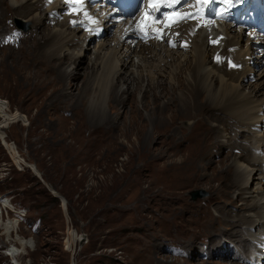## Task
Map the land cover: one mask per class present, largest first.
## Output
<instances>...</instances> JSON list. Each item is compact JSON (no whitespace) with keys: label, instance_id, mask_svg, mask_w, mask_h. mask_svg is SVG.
<instances>
[{"label":"rangeland","instance_id":"rangeland-1","mask_svg":"<svg viewBox=\"0 0 264 264\" xmlns=\"http://www.w3.org/2000/svg\"><path fill=\"white\" fill-rule=\"evenodd\" d=\"M26 20L17 16L5 19L6 30L0 23V264H162L163 259L169 264L217 262L207 252V245L190 246L188 234L172 223L213 207L220 185L213 176L230 164L224 160L227 151L214 156L217 163L201 177L177 167L175 163L185 157L182 152L173 155L170 151L168 157H160L156 144L160 139L144 137L151 130L150 121L136 118L127 103L110 102L104 108L92 101L101 93L92 83L95 72L87 67L94 46L104 37L96 35L88 42L86 56L76 60L82 74L78 85L71 84V88L70 81L61 80V71L73 63L74 55L61 61L62 69L50 63L46 68L42 53L48 47L43 48L42 38L49 31L38 30L41 34L35 41L29 37L33 27ZM49 22L46 29L57 24ZM13 25L23 34L21 46H2ZM209 32L216 36L220 31ZM76 43L70 47L75 48ZM53 63L58 64V58ZM156 101L155 109H150L155 118L157 106L162 104ZM17 112L19 117L11 120ZM169 122L166 126L172 140H179L176 125ZM144 143L153 149H143ZM236 150L232 154L240 155L241 149ZM184 184L182 194L192 211L187 215L178 213L168 200ZM67 188L70 191L66 193ZM198 190L207 195L193 200L191 193ZM45 192L49 197H44ZM2 199L10 201L11 209L26 210V223L18 224L11 211L7 218ZM237 205L227 209L234 214ZM45 214H52V220L40 221L33 232L30 225ZM171 246L179 247L185 255L173 257ZM13 249L15 258L8 255Z\"/></svg>","mask_w":264,"mask_h":264},{"label":"bare ground","instance_id":"bare-ground-1","mask_svg":"<svg viewBox=\"0 0 264 264\" xmlns=\"http://www.w3.org/2000/svg\"><path fill=\"white\" fill-rule=\"evenodd\" d=\"M47 4L48 8L43 10ZM63 10L60 0L51 4L48 0H0V23L6 30L5 19L13 16L28 19L27 23L33 27L29 37L35 41L41 34L38 30L49 31L42 38L43 48L48 47L42 53L47 59L46 68L51 64L62 69L61 61L74 55L73 63L60 70L61 80L70 81L72 88L71 84L78 85L82 74L76 60L86 56L88 42L94 40L96 33L72 27L69 16L59 19L60 22L50 18ZM91 13L98 18L97 22L91 20L93 26L102 27L105 33L104 39L94 46L87 67L95 72L92 83L101 93L96 96L98 102L93 99V103L104 108L110 102L127 103L136 118L152 123L144 137L151 141L160 139L156 143L160 157H168L170 151L173 155L182 152L184 159L175 164L196 177L217 163L214 156L227 151L224 160L230 164L213 176L220 183L213 207L180 223L173 221L172 225L184 229L190 246L207 245V252L217 262L210 260L204 264H250L254 261L251 253L259 249L258 245L262 248L259 253L264 254V38L255 30L247 31L231 24L221 25L222 30L212 36L206 28L196 30L197 23H188L176 30L181 36L178 49L174 50L158 42L137 41L128 22L114 25L111 10L94 8ZM49 21H56V26L46 29ZM22 29L27 30V26ZM10 30L11 34L13 30ZM220 35H223L222 44L211 47L210 41ZM75 43L76 47L71 48ZM215 57L226 58L227 62H216ZM55 58L59 61L56 65ZM229 59L241 65V70L228 67ZM252 76L257 79L255 83L250 82ZM156 100L162 104L157 106L155 118L150 109H155ZM18 117L19 112L14 113L11 120ZM168 121L176 125L179 140H172L171 130L166 126ZM150 147L143 145L146 150ZM233 149H241V154H232ZM186 187L190 188L189 183ZM176 190L180 192L168 199L173 201L174 209L184 215L192 213L182 194L185 184ZM8 201L2 203L3 212L9 208ZM237 202L233 214L227 208ZM11 252L8 255L15 258V249ZM229 259L232 260L224 261ZM162 264L169 263L163 259Z\"/></svg>","mask_w":264,"mask_h":264},{"label":"snow or ice","instance_id":"snow-or-ice-1","mask_svg":"<svg viewBox=\"0 0 264 264\" xmlns=\"http://www.w3.org/2000/svg\"><path fill=\"white\" fill-rule=\"evenodd\" d=\"M48 2L51 3L52 0H48ZM66 2L73 6L74 11H79L80 9L77 8V6L78 5L82 6V4H83V0H66ZM156 2H157V0H154L153 7H155ZM209 2H211V0H201V3L206 4ZM177 3H181V0H171V3L168 6L171 7L173 4H177ZM193 18H194V14H186V15H182L180 17L173 19L172 23L176 24V23H179L180 20H188V19H193ZM168 26H170V25H168ZM214 42H216V41H214ZM232 66L235 67V65H232Z\"/></svg>","mask_w":264,"mask_h":264},{"label":"water","instance_id":"water-1","mask_svg":"<svg viewBox=\"0 0 264 264\" xmlns=\"http://www.w3.org/2000/svg\"><path fill=\"white\" fill-rule=\"evenodd\" d=\"M26 167L30 168L35 173V170L32 168V166H30V164H26ZM40 176H41V174H39L38 177H40ZM53 192H55V191H53ZM206 195H207V193L205 191H203V190L193 191L191 193V196H192L193 200L201 199V198L205 197Z\"/></svg>","mask_w":264,"mask_h":264},{"label":"trees","instance_id":"trees-1","mask_svg":"<svg viewBox=\"0 0 264 264\" xmlns=\"http://www.w3.org/2000/svg\"><path fill=\"white\" fill-rule=\"evenodd\" d=\"M46 176H48V174H45L44 179H47ZM69 191H70V189L67 188V189H66V193L69 192ZM43 193H44V192H43ZM45 193H46V192H45ZM61 193H62V195L67 196V195L65 194V192L62 191ZM43 195H44V197H49V195H47V193H46V194H43ZM25 197H26V192L24 193V199L27 200ZM27 197H28V196H27ZM28 198H29V199H32V196H31V197H28ZM33 201H34V200H33ZM32 207L35 208L36 206L32 205ZM45 220H47V221H51V220H52V214H49V215H47V216H46V214H45V216L41 218V221H45Z\"/></svg>","mask_w":264,"mask_h":264}]
</instances>
